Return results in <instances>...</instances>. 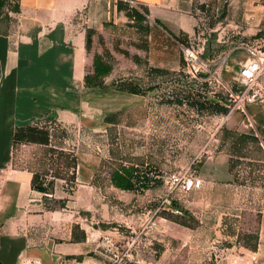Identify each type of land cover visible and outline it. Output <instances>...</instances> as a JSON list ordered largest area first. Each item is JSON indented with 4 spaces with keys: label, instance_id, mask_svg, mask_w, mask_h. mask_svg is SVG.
Wrapping results in <instances>:
<instances>
[{
    "label": "rangeland",
    "instance_id": "1",
    "mask_svg": "<svg viewBox=\"0 0 264 264\" xmlns=\"http://www.w3.org/2000/svg\"><path fill=\"white\" fill-rule=\"evenodd\" d=\"M198 1L207 5L208 17L215 12L218 18L230 3ZM121 3L117 18L112 12L106 19L103 10L102 29L99 3L67 16L70 32L82 29L84 38L92 33L83 77L92 75L95 54L105 61L112 56V71L102 79L106 90L86 91L82 81L80 89L70 90L80 95L78 104L73 100L71 108L58 107L51 116L31 120L50 132V143L46 148L14 145V163L19 148V165L51 177L45 190L56 185L53 208L63 214L57 241H87L89 252L80 257L90 264H213L238 256L237 244L256 245L264 216V151L251 140L254 133L242 112L227 116L232 105L227 91L187 73L180 47L152 22H136L129 16L131 7ZM18 4V13L9 11V18L0 20V39L18 35L23 16ZM256 5L264 6V0ZM259 16L258 26L226 29L248 31L247 44L264 51V40L259 41L264 39V11ZM209 21L196 23L201 36L185 38L200 57L213 39ZM7 48L15 50L16 42L8 40ZM231 53L225 67L233 62L232 68L219 79L237 91L239 65L249 56L241 43ZM123 82L137 94L115 90ZM215 105L225 111L216 113ZM246 110L260 130L264 110L257 104ZM119 166L134 167L138 182L133 190L112 186L110 173ZM39 177L34 182L44 180ZM189 181L199 186L188 189Z\"/></svg>",
    "mask_w": 264,
    "mask_h": 264
},
{
    "label": "crops",
    "instance_id": "2",
    "mask_svg": "<svg viewBox=\"0 0 264 264\" xmlns=\"http://www.w3.org/2000/svg\"><path fill=\"white\" fill-rule=\"evenodd\" d=\"M117 1L123 0H20L23 16L18 35L14 40H11L12 34L5 37L7 40L0 39V264H90L86 257H80L89 252L87 241H57V220L63 214L53 208L56 185L51 186L53 190H45L50 176L34 171L26 163L19 165V148L14 163L13 134L15 128L33 119L53 115L58 107L71 108L75 104L73 100L79 103L80 95L70 90L82 87L84 67L89 65V59L83 30L70 32L67 16L73 10L99 3L97 9L102 20L98 29H102L103 10H107L106 19L112 12L113 18L121 15ZM257 2L259 0H230L222 18L214 12L211 21L206 15L207 5L198 0H158L157 3L146 0L137 5L143 6V21L152 22L177 46L180 38L197 34V22L209 21L214 30L213 39L207 43L209 49L201 59L210 65L224 60L220 72L223 73L225 68H232L233 62L225 67L232 48L248 41L244 37L248 31L226 28L258 26L264 6L256 5ZM236 3L239 7H234ZM249 6L253 11L251 16ZM237 8H243L244 13ZM36 16L40 18L35 22ZM121 17L120 20H126L125 16ZM8 40L16 42L15 50H8ZM259 41H263V37ZM259 81L264 84V72ZM244 116L254 133L255 138L251 140L264 151V124L257 131L252 115L247 111ZM30 144L47 147L46 144ZM36 176H40L39 179L43 176L44 180L33 182ZM237 247L241 254L226 256L213 264H264V216L258 224L255 249L239 244Z\"/></svg>",
    "mask_w": 264,
    "mask_h": 264
},
{
    "label": "trees",
    "instance_id": "3",
    "mask_svg": "<svg viewBox=\"0 0 264 264\" xmlns=\"http://www.w3.org/2000/svg\"><path fill=\"white\" fill-rule=\"evenodd\" d=\"M121 2L122 1L118 2V5H117L118 11H119V6H121L122 4ZM9 11H12L14 13L19 12L18 0H0V20H2L3 18L5 19L9 18ZM144 13L145 12H144L143 6L137 5V9L131 7V13L129 16H132V18H134L136 21H139V20L143 21L145 19L143 16ZM254 36L255 38L258 37L257 35H254ZM91 37H92V33L90 31L87 32L85 39H84V47L86 51H89L91 48V43H92ZM11 42H14V41H11ZM178 42L182 45L188 46V44L186 45L185 38L184 39L180 38ZM112 62H113V58L110 54L107 55V61L104 60V57L102 55L95 54L93 56L92 75H85L83 77V84H84V88L86 89V91L106 90L105 87L103 86L102 79L111 73L112 68H113ZM115 90L137 94V92L134 89H132L129 83L127 82L119 83V85L115 86ZM214 107L216 108L214 109L216 113L225 111V109L219 105H215ZM51 136L52 135L50 134V132L46 130L45 128L39 127L38 125H35V124H32V125L27 124V125L15 128L14 134H13V145L30 144V143L47 145L48 143H50ZM137 178L138 177H136L135 175V169L132 166H129V167L119 166L118 169H114L110 173V181H111L112 186L122 191L133 190L138 182ZM37 189L40 191L43 190L42 187H37ZM173 206L180 209V207L176 205L175 203L173 204ZM255 247L256 245L248 246L250 250H254Z\"/></svg>",
    "mask_w": 264,
    "mask_h": 264
},
{
    "label": "built area",
    "instance_id": "4",
    "mask_svg": "<svg viewBox=\"0 0 264 264\" xmlns=\"http://www.w3.org/2000/svg\"><path fill=\"white\" fill-rule=\"evenodd\" d=\"M123 2L137 9L135 0H123ZM179 47L182 51L187 73L195 78L203 76L209 82L220 84L227 91L229 99L232 101L227 116L237 110L245 115L247 113L246 107L256 104L264 110V84L259 81L261 74L264 72V51L258 45H248L247 43L242 45L249 56V60L239 68L236 82L240 88L237 91H233L220 81L219 74L222 65L220 62L210 65L207 61L201 59L191 46L180 44ZM193 185L199 186V181H189L187 188L189 189Z\"/></svg>",
    "mask_w": 264,
    "mask_h": 264
},
{
    "label": "water",
    "instance_id": "5",
    "mask_svg": "<svg viewBox=\"0 0 264 264\" xmlns=\"http://www.w3.org/2000/svg\"><path fill=\"white\" fill-rule=\"evenodd\" d=\"M136 2H145L146 0H135ZM148 2H150V3H157L158 2V0H147Z\"/></svg>",
    "mask_w": 264,
    "mask_h": 264
}]
</instances>
